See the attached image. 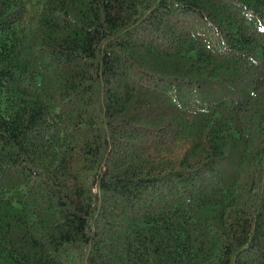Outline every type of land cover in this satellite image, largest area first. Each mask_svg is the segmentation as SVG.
I'll list each match as a JSON object with an SVG mask.
<instances>
[{
    "label": "trees",
    "instance_id": "obj_1",
    "mask_svg": "<svg viewBox=\"0 0 264 264\" xmlns=\"http://www.w3.org/2000/svg\"><path fill=\"white\" fill-rule=\"evenodd\" d=\"M0 264H264V0H0Z\"/></svg>",
    "mask_w": 264,
    "mask_h": 264
}]
</instances>
